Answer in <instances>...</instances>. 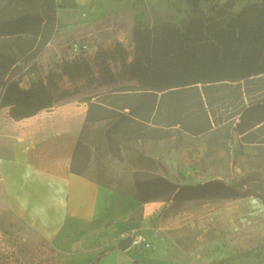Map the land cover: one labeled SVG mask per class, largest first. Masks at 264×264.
<instances>
[{"label":"rangeland","instance_id":"1","mask_svg":"<svg viewBox=\"0 0 264 264\" xmlns=\"http://www.w3.org/2000/svg\"><path fill=\"white\" fill-rule=\"evenodd\" d=\"M195 1H198L195 6L197 12L206 16L213 15L221 6L226 13L236 15L252 4L264 2L54 0L59 5L54 11L56 19L45 26L42 38L33 41L26 35L17 40L18 44L28 40L33 45L16 62L14 75H24L28 70L37 74L36 63L41 57L63 56L64 59L72 55L76 58L88 55L90 70L84 69L81 74L74 71L73 80L69 83L62 77L64 71L60 69L54 72L52 88L72 87L71 99L80 101H87L88 93H100L102 96L95 100L115 105L117 95L108 92L136 83L123 74L122 64L129 65L133 58V30L137 27L177 26L192 17L191 3ZM0 4L5 2L0 0ZM11 39L0 38V41L10 40L7 43H11ZM50 43L53 46L46 50ZM102 53L111 58L102 59ZM61 63L62 60L59 65ZM44 65L49 68L54 64L47 59ZM240 90L243 91L242 100L237 94ZM209 95L214 118L220 124L200 133L192 134L175 125L166 128L169 130L161 139L134 140L130 139L129 133L120 130L118 133L110 132V138L106 140L109 120L85 124L82 141L86 149H80L76 154L74 169L86 175H97L103 181L118 183L123 189L137 193L140 189L133 182L151 179L158 171L180 185L216 178L250 191L252 193L243 196L233 191L227 192L226 197L187 202L180 209L178 220L183 225L184 236L190 241L199 236L205 240H217L220 259L214 263L206 261L205 264H264V128L259 123L250 130L239 132L236 126L240 122L239 115H235L242 110L244 103L264 95V79H254L242 84L240 89L228 86L221 92L211 90ZM106 107L108 109L109 106ZM95 114L104 116L108 112L97 110ZM154 116L152 113L149 121L143 123L146 130L155 128L153 122L158 118ZM126 126L130 128V125ZM126 126L122 125V128L126 129ZM52 259L51 248L43 243L26 241L0 221V264H54Z\"/></svg>","mask_w":264,"mask_h":264},{"label":"trees","instance_id":"2","mask_svg":"<svg viewBox=\"0 0 264 264\" xmlns=\"http://www.w3.org/2000/svg\"><path fill=\"white\" fill-rule=\"evenodd\" d=\"M3 1L5 4H0V38L13 39L11 43H7L10 40L0 41V107H8L12 118H26L52 106L57 100L53 94L56 87L52 88V75L48 76L47 83L39 78L27 89L20 86L23 74L14 75V66L32 49L33 42L26 40L18 44L17 40L26 35L33 41L41 39L46 32L45 26L55 22L54 11L59 5L54 0ZM197 4L198 1L191 3L192 17L177 26L133 30V58L129 65L122 64L123 74L136 83L108 92L117 95L115 102L119 101L118 105L98 100L90 102L85 124L109 120L106 140L110 138V132L120 130L129 133L130 139L134 140L161 139L169 130L166 128L175 125L192 134L204 132L220 124L214 118L209 91L221 92L228 86L240 89L242 84L264 79V2L252 4L236 15L226 13L221 6L213 15L207 16L197 12ZM46 41L48 39L42 44ZM106 55L102 53V59ZM88 59L89 56L72 62L63 60L59 65L64 71L61 75L72 81L74 71L81 74L84 69H91ZM242 93L241 90L237 93L241 100L244 99ZM242 106L235 114L239 115L240 122L236 124L239 132L250 130L259 123L264 128V95ZM97 110L106 111L108 115L95 114ZM152 113L158 118L153 122L156 126L146 130L143 123L149 121ZM122 125H130V128L123 129ZM83 136L84 129L71 163V172L81 175L84 173L74 169V162L80 149H86ZM133 183L140 192H128L144 203L212 199L226 197L227 192L235 191L232 185L216 178L180 185L168 178L153 176Z\"/></svg>","mask_w":264,"mask_h":264},{"label":"crops","instance_id":"3","mask_svg":"<svg viewBox=\"0 0 264 264\" xmlns=\"http://www.w3.org/2000/svg\"><path fill=\"white\" fill-rule=\"evenodd\" d=\"M65 58L68 62L76 59L74 55ZM47 59L52 60V67H45ZM47 59L38 58L37 74L24 73L22 88L30 87L36 78L47 83L52 75L53 80L64 59ZM73 91L69 86L55 88L57 100L52 106L26 118H12L8 107H0V221L26 241L51 248L54 264H205L219 260L217 240L199 236L190 241L178 220L185 203L200 199L144 203L118 183L71 172L88 105L97 96L88 93L87 101H80L71 99ZM155 176L168 178L159 171ZM138 230L149 237L150 251L116 246Z\"/></svg>","mask_w":264,"mask_h":264},{"label":"built area","instance_id":"4","mask_svg":"<svg viewBox=\"0 0 264 264\" xmlns=\"http://www.w3.org/2000/svg\"><path fill=\"white\" fill-rule=\"evenodd\" d=\"M127 236L130 237V248L140 251H150L153 248L149 237L142 230L131 232Z\"/></svg>","mask_w":264,"mask_h":264},{"label":"water","instance_id":"5","mask_svg":"<svg viewBox=\"0 0 264 264\" xmlns=\"http://www.w3.org/2000/svg\"><path fill=\"white\" fill-rule=\"evenodd\" d=\"M233 188L235 189V191L240 194V195H246L247 194V190L245 189H239L233 186ZM116 246L120 249V250H125V249H129L131 247L130 245V237L126 236L123 237V239L119 240L116 244Z\"/></svg>","mask_w":264,"mask_h":264}]
</instances>
